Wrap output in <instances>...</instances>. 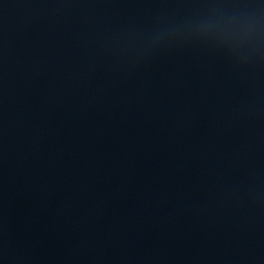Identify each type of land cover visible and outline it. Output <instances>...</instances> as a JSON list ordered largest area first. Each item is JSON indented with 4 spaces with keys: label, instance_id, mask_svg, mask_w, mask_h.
<instances>
[{
    "label": "water",
    "instance_id": "obj_1",
    "mask_svg": "<svg viewBox=\"0 0 264 264\" xmlns=\"http://www.w3.org/2000/svg\"><path fill=\"white\" fill-rule=\"evenodd\" d=\"M0 264H264V0L0 204Z\"/></svg>",
    "mask_w": 264,
    "mask_h": 264
}]
</instances>
